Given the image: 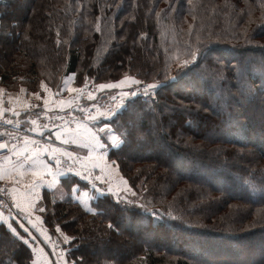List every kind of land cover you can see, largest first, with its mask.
Here are the masks:
<instances>
[{
    "label": "trees",
    "instance_id": "1",
    "mask_svg": "<svg viewBox=\"0 0 264 264\" xmlns=\"http://www.w3.org/2000/svg\"><path fill=\"white\" fill-rule=\"evenodd\" d=\"M69 76L78 89L125 76L162 86L109 121L126 146L108 158L131 192L99 187L84 202L68 171L43 190L51 240L74 238L64 259L264 264V0H0V90L56 95ZM36 242L0 222V264L43 261Z\"/></svg>",
    "mask_w": 264,
    "mask_h": 264
},
{
    "label": "snow or ice",
    "instance_id": "2",
    "mask_svg": "<svg viewBox=\"0 0 264 264\" xmlns=\"http://www.w3.org/2000/svg\"><path fill=\"white\" fill-rule=\"evenodd\" d=\"M57 43H59V40ZM191 59L193 61L197 59L195 52L191 53ZM188 64V60L183 61L184 66H187ZM95 87L97 90L127 88V91H121L120 95L122 98H129L130 101L134 103L135 98L138 96L151 97L157 88L161 87V85L156 83H143L133 76H125L118 82L101 83ZM88 88L89 84L87 81H85L82 89L69 88L68 91L81 93L84 91V89ZM88 98L93 99V92L91 90L88 91ZM53 103L63 110L64 107H69L72 101L59 100L54 101ZM48 104L49 101L45 99V107H47ZM126 110L127 105L122 102L119 114H122ZM8 111L12 110L9 109ZM80 111H84V109H80ZM3 113L4 109L0 108V117L3 116ZM13 115L19 116L20 113L13 112ZM98 117L111 120L114 117V112L112 110L101 112L99 109H97L95 115H86L83 123L76 121L74 118L72 121V123H75L74 128L69 126L68 121H65L60 125H53V127L56 128L54 133L56 140L61 141L64 145L78 144L80 147L87 149L88 155L84 157H81L78 153L70 152L67 149L53 147L51 144L40 146V141L29 136L24 137L23 145H9L7 142L0 141V150L7 149L8 151V154L3 157L2 161H0V180L12 179L16 184H18L20 182V177H24L28 174L31 176L30 183L27 184L23 190L15 186H13L10 190L12 199L14 201V207L16 209L15 216L20 218L21 221H27L28 224L31 225L32 228L36 229V231L44 237V240L50 244L53 249V253L56 256L55 264H76V262L64 259L65 250H57V245L52 242L47 230L38 226V222H41L42 218L40 216H35L33 219L34 213L44 211V208L40 203H38L43 199L40 189L45 185H47L48 188H52L53 185L58 182L57 177L62 175L58 169L63 165L65 158H67V160L70 162L68 172H74L75 175L91 182L93 186L96 185L97 181H104V173L106 168L118 167L115 161H111L109 164V162L105 160L103 166H101L100 163L93 159V152H97L99 158L104 160L108 156L109 151L115 153L123 150V148L126 146L125 139H117V136L114 134L110 123H103V125L100 127L88 126L92 122L97 121ZM57 119L63 120V117H57ZM6 123L11 125L14 123V121L12 119H8ZM30 123L33 125V127L28 130L37 134H43V130L48 127L47 125H37V120L35 119H32ZM15 124L17 127L19 126L18 121H16ZM129 135H132V133L130 132ZM45 155L51 157V160L56 166L55 169L53 168V164L49 163L48 160L44 158ZM77 165L81 169L78 172L75 171ZM97 169L101 174L93 175ZM45 176H51L53 179L51 181L45 180ZM121 181L125 186L126 191L131 192V188L128 186L127 180H123V178H121ZM104 182L106 183L107 181ZM101 191H103V189H101ZM108 191L111 193L112 189L109 188ZM0 192H5L7 194L6 189H0ZM132 194L135 195V193ZM117 196H119V193H117ZM2 203L3 202L0 201V204ZM87 210L89 212L93 211L92 208H88ZM9 213V221H6V223L11 233L15 234V236H17L25 244H29L30 240L32 242H36V237L31 235L30 230L25 227L22 222L19 224V227L24 228V231L28 232L29 236L26 238L17 232V228L13 227V224L16 223V221L12 219L11 209H9ZM150 214L153 218H156L158 215L155 212H151ZM0 221H3L2 212H0ZM109 227L112 226L109 225ZM57 231H59L58 227ZM73 239V237L66 235L63 236L65 243H69ZM32 251L38 254V256L43 257V261L40 259H35L32 261V264H53V261L49 259L44 253L43 248L39 247L38 242H36V247H34Z\"/></svg>",
    "mask_w": 264,
    "mask_h": 264
},
{
    "label": "built area",
    "instance_id": "3",
    "mask_svg": "<svg viewBox=\"0 0 264 264\" xmlns=\"http://www.w3.org/2000/svg\"><path fill=\"white\" fill-rule=\"evenodd\" d=\"M89 88L84 89L81 93H73L72 95H67V99L71 98L72 103L69 107H64L63 110L61 108L56 110H45V109H38V108H31L28 111L20 113L19 116L16 117H8V118H0V141L7 142L9 145L17 144L22 145L24 143L25 136H35L38 141H40V146L51 144L52 146L55 143H60L61 147L65 149H69L70 145H64L62 142L55 141L49 136L46 135H35L32 134L28 129L32 125L30 121L32 119L37 120V124L39 125H47V130L54 131L56 128L53 125H60L63 124L65 121L69 122L70 127H75V123H72L73 119L75 118L76 121H84L86 115L96 114V110L102 111V108L105 111L112 110L114 113L120 109L122 102L125 104L129 98H122L120 93L121 91H127V88L120 89L118 91L113 92L110 96L104 101L101 99L102 96L100 90L96 89V83L94 81H88ZM84 86V85H83ZM83 86L80 88L82 89ZM91 90L93 92V97L96 96L95 99L90 100L88 98V91ZM155 93V92H154ZM153 93V94H154ZM141 97V96H138ZM115 98V99H113ZM137 98V97H136ZM80 109H84V111H80ZM57 117H63V120L57 119ZM8 119H12L14 121L13 124L9 125L6 123ZM101 118L98 117L97 120ZM19 122V126L17 127L15 122ZM7 149L0 150V154ZM70 162L63 161L62 167L64 169L69 168ZM81 169L77 165L75 171H80ZM95 175V174H93ZM0 189H6L7 194L5 192H0V201L3 203L0 204V209L6 214L10 215L9 209H11V216L15 217L16 209L14 207V201L11 195V185L7 181L0 180ZM59 248V239H53Z\"/></svg>",
    "mask_w": 264,
    "mask_h": 264
},
{
    "label": "crops",
    "instance_id": "4",
    "mask_svg": "<svg viewBox=\"0 0 264 264\" xmlns=\"http://www.w3.org/2000/svg\"><path fill=\"white\" fill-rule=\"evenodd\" d=\"M72 81H73V76H69L66 80H65V84H64V87L62 89V91L59 92V94H56L54 95L50 90H46L45 94L43 96H41L40 94H29L27 93V91L24 89V88H21L20 90L18 91H13L11 93H7L5 89H1L0 90V108L4 109V113H3V116L0 117V118H8V117H16L15 115H13V112H19V113H22V112H25V111H28L29 109L31 108H38V109H45V110H56V109H59L60 107L54 105V101H59V100H64V101H72L71 98L67 99V95L69 94V97H70V94L72 95L73 93L75 92H66L67 91V88H75L74 86H72ZM81 88V87H80ZM79 88V89H80ZM125 89V88H124ZM120 89H116L115 91H118ZM114 91V92H115ZM101 92V95L102 98L101 99H104V101L110 96L111 92L108 91L107 89L105 90H100ZM96 96L93 97V99H95ZM45 99H47L49 101V104L47 107H45L44 105V101ZM93 99H90V100H93ZM9 109H11L12 111H8ZM101 112H106L104 108H102V111ZM102 121H107L106 119H100V120H97V121H94L92 122L91 124H89L88 126L89 127H100L103 125V123H101ZM110 120H108L107 122H104V123H110L109 122ZM81 123H83L84 121H79ZM39 125V124H37ZM39 126H42V125H39ZM33 125L30 126V128H32ZM55 131H51V130H47L46 128L43 130V134H37V133H33L31 132L32 134H35V135H46V136H49L51 137L52 139H54L55 141H58L56 140L55 138ZM34 139H36L35 136H30ZM103 139V138H102ZM37 140V139H36ZM58 142H61V141H58ZM23 145V144H22ZM70 145V148L67 149L68 151L70 152H73V153H78L81 157H84V156H87L88 155V150L85 149V148H82L80 147L78 144H69ZM53 147H57V148H61V149H65L63 147H61V144L60 143H55L53 145ZM8 154V151H4L0 154V161H2L3 157L5 155ZM92 156H93V159L96 160L98 163H100L101 166H103L105 160L107 162H109L110 164V160L108 158V156L102 160L99 158V155L97 152H93L92 153ZM46 160H48L49 163H52L53 164V168L55 169V164L54 162L51 160V157L48 156V155H45L44 157ZM15 159V157H14ZM64 161L66 162H69L67 160V158L64 159ZM64 169L62 166L58 169V171L64 175V174H67V169H64V171L62 170ZM74 173V172H73ZM93 174L95 175H100L101 173L99 172V170L97 169ZM61 175V176H62ZM61 176H58L57 177V180L58 182L55 183L52 187L55 188V190L57 192L60 191V179H61ZM80 177V176H79ZM120 173L118 172V170L116 169V167L114 168H106L105 169V173H104V179H107L108 181L112 182L113 184V188L115 187L114 185H116V182H117V179L120 178ZM53 178L51 176H45V180H48V181H51ZM85 184L87 185V188L84 187L81 189L80 193H78L77 197L81 200V201H84V202H87L89 201V199L91 198L92 196V192L94 191L95 193H99V187H102L103 189H109L107 188L108 186H106L107 183H103V181H97L96 182V185L93 186V184L89 181H86L84 179H82ZM3 181H7L10 183L11 185V188L13 186L17 187V188H20L21 190L24 189V187L30 183L31 181V176L30 174L28 175H25L24 177H20L19 178V183L16 184L14 182V180L12 179H8V180H3ZM100 183H103L100 184ZM45 188H48L47 185H45L43 188L40 189L41 191V195L43 193V190ZM51 189V188H50ZM93 192V193H94ZM38 203H41V202H38ZM0 212L3 213V221H7V217L5 216L6 214L0 209ZM35 216H40V212H36L34 213L33 215V219L35 218ZM42 218V217H41ZM2 222V221H0ZM23 223H25V227H27L29 230H30V233L32 236H35L36 238H38L33 230L31 229V225L28 224L27 221H22ZM38 226L39 227H44V224H43V219H41V222H38ZM24 229V228H23ZM28 233V232H27ZM29 234V233H28ZM44 240V238H42ZM49 259H51V257H48ZM52 260V259H51ZM53 261V260H52Z\"/></svg>",
    "mask_w": 264,
    "mask_h": 264
},
{
    "label": "rangeland",
    "instance_id": "5",
    "mask_svg": "<svg viewBox=\"0 0 264 264\" xmlns=\"http://www.w3.org/2000/svg\"><path fill=\"white\" fill-rule=\"evenodd\" d=\"M184 60H188V59H186V58H182L181 60H179L176 64H175V66L173 67V69H172V71H171V79H175V74H176V71L178 70V69H180V68H183V67H185L184 65H183V61ZM189 61V60H188ZM116 135V134H115ZM117 136V135H116ZM63 171H64V169H62ZM123 180H125V179H123ZM104 181H107L106 183V186H108L107 188H111L112 189V191L115 193V192H119V191H121V192H127L126 191V189H125V186L123 185V183H122V181H121V177L120 178H118L117 179V182H116V185H114L115 187L113 188V184H112V182H110V181H108L107 179H104ZM103 181V183H105ZM103 183H100V184H102L103 185ZM6 217H7V219L9 218V216L8 215H5ZM16 217V216H15ZM13 219V218H12ZM13 220H15V219H13ZM18 221H16V224H17V226H19V224L22 222L21 221V219L20 218H18L17 219ZM7 221H9V219L7 220ZM3 222H6V221H3ZM23 223V222H22ZM24 224V226H25V223H23ZM13 226L14 227H16V225H15V223L13 224ZM22 228V227H21ZM23 229V228H22ZM31 229L33 230V232H34V234L37 236V237H39V238H44L43 236H41L40 235V233L39 232H37L36 231V229H34V228H32L31 227ZM24 230V229H23ZM54 239H59V241H60V243H59V248L58 249H61V247H62V245H63V238L62 237H60V236H55L54 237ZM49 244V243H48ZM49 248H50V245L48 246Z\"/></svg>",
    "mask_w": 264,
    "mask_h": 264
},
{
    "label": "water",
    "instance_id": "6",
    "mask_svg": "<svg viewBox=\"0 0 264 264\" xmlns=\"http://www.w3.org/2000/svg\"><path fill=\"white\" fill-rule=\"evenodd\" d=\"M151 83H156V84H158V85H161L162 86V84L161 83H157V82H151ZM150 84V83H149ZM159 88V87H158ZM157 88V89H158ZM58 94V93H57ZM115 114V113H114Z\"/></svg>",
    "mask_w": 264,
    "mask_h": 264
}]
</instances>
